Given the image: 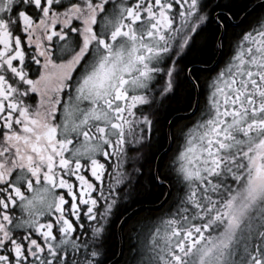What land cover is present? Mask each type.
I'll return each instance as SVG.
<instances>
[{"label":"snow or ice","instance_id":"obj_1","mask_svg":"<svg viewBox=\"0 0 264 264\" xmlns=\"http://www.w3.org/2000/svg\"><path fill=\"white\" fill-rule=\"evenodd\" d=\"M258 7L0 0V264H264Z\"/></svg>","mask_w":264,"mask_h":264},{"label":"trees","instance_id":"obj_2","mask_svg":"<svg viewBox=\"0 0 264 264\" xmlns=\"http://www.w3.org/2000/svg\"><path fill=\"white\" fill-rule=\"evenodd\" d=\"M254 1L255 0H240V3L241 4H247V5L252 4V6H253ZM259 11L260 10L256 9V12L254 13V15H257L259 13ZM118 256H119V254H117V257L116 258H118ZM125 259H130V257L128 256L127 251H125ZM122 264H123V260H122Z\"/></svg>","mask_w":264,"mask_h":264},{"label":"flooded vegetation","instance_id":"obj_3","mask_svg":"<svg viewBox=\"0 0 264 264\" xmlns=\"http://www.w3.org/2000/svg\"><path fill=\"white\" fill-rule=\"evenodd\" d=\"M260 2H261V0H255L254 3H253V5H256L257 9L260 10L259 13L261 12V9H259V7H258ZM251 7H252V4L249 5V9H251ZM259 13L257 15H259ZM236 31H239V29H236Z\"/></svg>","mask_w":264,"mask_h":264},{"label":"water","instance_id":"obj_4","mask_svg":"<svg viewBox=\"0 0 264 264\" xmlns=\"http://www.w3.org/2000/svg\"><path fill=\"white\" fill-rule=\"evenodd\" d=\"M118 258H119V256H118Z\"/></svg>","mask_w":264,"mask_h":264}]
</instances>
